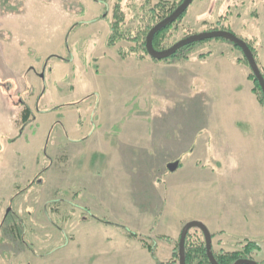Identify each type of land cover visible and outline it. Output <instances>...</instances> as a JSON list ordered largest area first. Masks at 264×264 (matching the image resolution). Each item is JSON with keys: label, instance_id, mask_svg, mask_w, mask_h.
<instances>
[{"label": "rangeland", "instance_id": "1", "mask_svg": "<svg viewBox=\"0 0 264 264\" xmlns=\"http://www.w3.org/2000/svg\"><path fill=\"white\" fill-rule=\"evenodd\" d=\"M180 1L0 0V257L6 264H61L69 256L73 264H84L86 237L102 229L97 219L140 234L146 243H161L169 256L179 231L170 234L163 210L130 209L126 203L136 196L107 183L101 140L106 134L117 139L121 132L126 157L134 149V156L149 155V168L155 167L170 155L165 137L171 136L174 147L182 131L196 122L180 110L170 113L188 101L167 98V75L180 78L183 66L194 71L205 67L209 77L197 80L190 73L184 80L198 91L189 104L211 112L214 93L225 84L210 61L219 56L241 60V52L221 39L197 42L166 61L150 59L143 47L157 24L150 10L164 3L174 11ZM117 6L123 14L119 24ZM112 26L122 38L108 47ZM216 30L247 43L251 33L257 37L263 30L264 36V0H194L162 36L158 49ZM241 67L244 73L238 70L237 75H250L244 63ZM27 108L31 116L25 122ZM165 126L171 129L167 136ZM185 168L174 176H189ZM124 175L127 182L128 173ZM108 229V239L123 236L116 227ZM188 235L190 246L202 242L198 230ZM212 245L219 254L216 241ZM244 246L238 244L237 252ZM251 255L264 260V253Z\"/></svg>", "mask_w": 264, "mask_h": 264}, {"label": "crops", "instance_id": "2", "mask_svg": "<svg viewBox=\"0 0 264 264\" xmlns=\"http://www.w3.org/2000/svg\"><path fill=\"white\" fill-rule=\"evenodd\" d=\"M256 19L259 20L257 16ZM247 41L256 50L258 67L264 74L263 30L258 31L257 37L251 33ZM210 62L218 66L215 74L221 84H225L222 89L220 87L218 94L214 93L211 112H205L197 103L189 104L198 91L190 90L188 82L184 80L191 77L190 73L197 80L209 77L205 67L194 71L180 65L183 66L178 73L180 78L171 73L167 75L170 85L166 92L167 98L172 99L175 95L188 101H185L187 106H182L181 102L180 108L177 106L175 111L171 108L170 113L180 110V114L185 112L189 118L193 116L196 120L182 131V140L176 142L174 147L172 143L169 144L171 136L165 137V149L170 155L149 168L152 161L149 155L136 157L133 155L134 149L129 148L127 151L130 154L126 157L125 139L121 132L117 133V139L106 134L101 140V158L106 163V172L103 174L107 183L131 191L133 197L136 196L133 201L129 198L126 203L130 209L138 212L143 208L154 207L163 210L164 222L170 234L179 231L180 236V228L187 224L184 220H197L213 236L212 244L216 241L218 253L224 250L237 252L240 243L243 246L255 245L259 253H264V106L252 92L254 86L249 75H237L238 70L243 72L242 63L236 64L223 56ZM164 130L167 136L171 129L165 126ZM183 154L187 156L184 160ZM175 162L178 163L177 169L169 173L167 166ZM126 163L131 167L127 168ZM185 167L190 169L189 176H174L178 171H185ZM155 171L160 174L154 180L152 176ZM126 172L127 182L124 180ZM148 189L151 193L155 191L156 195H148ZM85 222L90 223L88 220ZM96 222L102 229L93 231L91 228L95 234L92 232L86 237L84 264H175L172 261L175 246L167 256L159 242L157 245L152 240L146 243L142 238L132 239L122 231L123 226L99 219ZM109 227H116V231L123 236L118 239L111 236L108 239L105 233L109 232ZM169 239L175 244L173 237ZM144 243L153 244L154 258ZM0 261L1 264L7 263L2 257ZM62 263L73 264V260L69 256L68 261Z\"/></svg>", "mask_w": 264, "mask_h": 264}, {"label": "water", "instance_id": "3", "mask_svg": "<svg viewBox=\"0 0 264 264\" xmlns=\"http://www.w3.org/2000/svg\"><path fill=\"white\" fill-rule=\"evenodd\" d=\"M194 0H184L168 17L157 23L151 30L148 32L145 38V50L147 55L153 61H164L167 60L174 55L177 54L181 49L193 45L197 42H203L213 39H221L230 44L236 46L242 55L244 56L248 68L252 73L255 81L259 85L261 90L263 99H264V78L261 74V71L254 59V56L243 40L237 38L233 33L223 30H216V31H209L198 35L189 36L166 50L158 51L153 47V39L154 37L162 30L167 28L168 26L174 24L188 9V7L192 4ZM178 163H171L168 165L167 169L170 172H173L177 169ZM191 230H198L204 237L205 240V249H206V256L210 264H218L213 256L212 253V246H211V234L209 233L208 229L200 222L193 221L187 223L181 230L179 241H178V264H186L185 260V243L188 233ZM234 264H257L255 262L249 260H238Z\"/></svg>", "mask_w": 264, "mask_h": 264}, {"label": "trees", "instance_id": "4", "mask_svg": "<svg viewBox=\"0 0 264 264\" xmlns=\"http://www.w3.org/2000/svg\"><path fill=\"white\" fill-rule=\"evenodd\" d=\"M183 1L184 0H181L180 2L182 3ZM116 9H117L116 10L117 13L115 14V19L116 18L118 19L117 20V24H119V23L122 22L123 14L120 13V12H119L120 14H118L119 6H117ZM172 10L173 9L168 8V6L166 4H164V3H158L157 5L154 6V8H152L150 10V12L153 14L152 17L156 20V23H159L160 21H162L163 19H165L166 17H168L173 12ZM183 16H184V14L178 19V21L181 20L183 18ZM172 25H170L167 28H165L164 30L160 31L154 37V39H153V47L156 50H158V51L165 50V49H161V50L158 49L159 43H160V40H161L162 36L166 33V31ZM116 28H117V26H112L110 28L111 34H110L109 39L107 41V46L108 47H113L115 45V43L119 40V38L120 39L122 38V36H118L119 38L117 37V34L115 32ZM227 43H229V42H227ZM230 45H232V44H230ZM247 45L250 48V50H251V52H252V54L254 56V59H255L256 63L258 64L256 50L253 49V47L251 46L250 43H247ZM190 46H192V45H190ZM190 46H187V47H185L183 49H187ZM232 46L235 49H237L238 51H240L236 46H234V45H232ZM143 47H144V50H145V43H143ZM183 49H181V50H183ZM145 52H146V50H145ZM176 55H174L173 57H176ZM208 55H210V54L208 53L205 56H208ZM241 55H242V53H241ZM205 56H200V57H202L201 59H204ZM237 62L244 63L248 67L247 62H246V60H245V58H244L243 55H242L241 60H238ZM261 74H262V76L264 78V74L262 72H261ZM248 78L253 82V86L254 87H253V91L252 92L257 96L258 101L260 102V104L262 106H264V99H263L261 90L259 88V85L255 81V79H254V77H253V75H252L251 72H250V75H249ZM30 116H31V112L27 108V109L24 110V113H23V116H22V120H24L25 122H27L29 120V117ZM121 229H122V231H124V233L126 234L127 237L132 238V239H140V235H138V234H136L134 232H131V231H129L126 228H121ZM188 237H189V235H187L186 243H185V260H186V264H210L209 261H208V259H207L206 253H205L204 243H202L200 246H194L193 244L190 246L189 243H188V241H189ZM144 246L146 247V249L148 250V252L151 254V256L154 258L153 244H146V243H144ZM256 250H257V248H256L255 245L247 244L246 246L243 247L242 252L219 253L217 255H214V257H215V260H216V262L218 264H234L236 261H238L240 259L246 258L247 255H251V253L254 252V251H256ZM172 261H173V263L174 262L175 263L178 262V242L176 243L175 248H174V251H173V259H172ZM158 264H171V263H161V262H158Z\"/></svg>", "mask_w": 264, "mask_h": 264}, {"label": "flooded vegetation", "instance_id": "5", "mask_svg": "<svg viewBox=\"0 0 264 264\" xmlns=\"http://www.w3.org/2000/svg\"><path fill=\"white\" fill-rule=\"evenodd\" d=\"M247 44V43H246ZM164 61H166V60H164ZM249 69V68H248ZM250 71V70H249ZM201 237H202V242H195V243H193V245L194 246H200L202 243H204V246H205V240H204V237H203V235L201 234ZM211 238H212V236H211ZM211 246H212V241H211ZM254 252H256V253H259L258 252V250H256V251H254ZM205 253H206V249H205ZM212 253H213V256L214 255H216L215 253H214V251H213V248H212ZM215 258V257H214ZM241 260V259H240ZM244 260H249V261H252V262H255V263H257V264H264V260L263 261H257L256 260V258L254 257V256H252V255H247L246 256V258H244Z\"/></svg>", "mask_w": 264, "mask_h": 264}]
</instances>
